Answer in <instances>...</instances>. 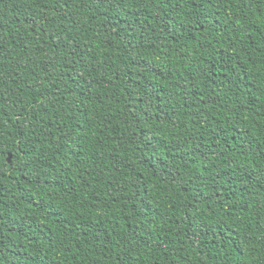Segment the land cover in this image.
Masks as SVG:
<instances>
[{"label":"trees","instance_id":"obj_1","mask_svg":"<svg viewBox=\"0 0 264 264\" xmlns=\"http://www.w3.org/2000/svg\"><path fill=\"white\" fill-rule=\"evenodd\" d=\"M0 264H264V0H0Z\"/></svg>","mask_w":264,"mask_h":264},{"label":"water","instance_id":"obj_2","mask_svg":"<svg viewBox=\"0 0 264 264\" xmlns=\"http://www.w3.org/2000/svg\"><path fill=\"white\" fill-rule=\"evenodd\" d=\"M7 159H8V161H10V159H11V154L8 155V158H7Z\"/></svg>","mask_w":264,"mask_h":264}]
</instances>
